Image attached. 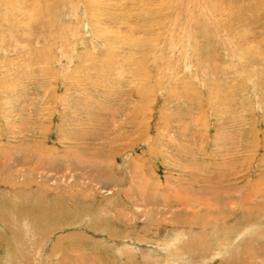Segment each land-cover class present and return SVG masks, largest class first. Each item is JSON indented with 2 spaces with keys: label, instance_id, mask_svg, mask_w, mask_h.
<instances>
[{
  "label": "rangeland",
  "instance_id": "obj_1",
  "mask_svg": "<svg viewBox=\"0 0 264 264\" xmlns=\"http://www.w3.org/2000/svg\"><path fill=\"white\" fill-rule=\"evenodd\" d=\"M0 264H264V0H0Z\"/></svg>",
  "mask_w": 264,
  "mask_h": 264
},
{
  "label": "bare ground",
  "instance_id": "obj_2",
  "mask_svg": "<svg viewBox=\"0 0 264 264\" xmlns=\"http://www.w3.org/2000/svg\"><path fill=\"white\" fill-rule=\"evenodd\" d=\"M245 223V222H244ZM93 224V223H92ZM249 226V225H248ZM117 242V241H116ZM118 244V243H117ZM48 252V251H47ZM46 252V253H47ZM45 253V252H44ZM50 255V254H49ZM257 255V254H256ZM256 255L254 256V255H251L250 256V259H256L257 257H256ZM260 258V257H259ZM247 260V259H246ZM252 260H250L249 262H251ZM254 261V260H253ZM247 262V261H246Z\"/></svg>",
  "mask_w": 264,
  "mask_h": 264
}]
</instances>
